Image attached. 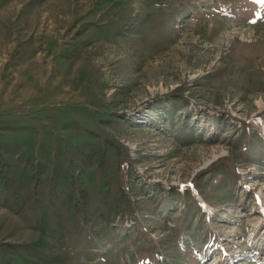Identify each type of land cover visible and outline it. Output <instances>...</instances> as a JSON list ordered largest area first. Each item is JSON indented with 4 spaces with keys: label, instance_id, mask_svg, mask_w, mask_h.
Masks as SVG:
<instances>
[{
    "label": "rangeland",
    "instance_id": "1",
    "mask_svg": "<svg viewBox=\"0 0 264 264\" xmlns=\"http://www.w3.org/2000/svg\"><path fill=\"white\" fill-rule=\"evenodd\" d=\"M3 146L0 264H264V0H0Z\"/></svg>",
    "mask_w": 264,
    "mask_h": 264
},
{
    "label": "trees",
    "instance_id": "2",
    "mask_svg": "<svg viewBox=\"0 0 264 264\" xmlns=\"http://www.w3.org/2000/svg\"><path fill=\"white\" fill-rule=\"evenodd\" d=\"M4 150V152H2ZM11 153L10 148L8 146H3L0 147V184L5 190V192L13 197L14 201L16 203L24 202V197L23 195L20 196L21 194H17L19 190H25L26 186L23 184H19L16 182V180L13 178V175H11L9 172H6V162L4 160L5 155H9ZM4 155V156H3ZM70 177L71 184H74V180L72 179V176ZM34 179L33 175L31 176V180ZM21 203L20 205V211L21 215L25 217L26 209H24V205Z\"/></svg>",
    "mask_w": 264,
    "mask_h": 264
}]
</instances>
